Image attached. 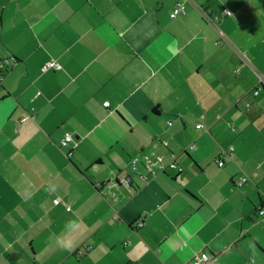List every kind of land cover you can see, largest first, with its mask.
<instances>
[{"label": "crops", "instance_id": "obj_1", "mask_svg": "<svg viewBox=\"0 0 264 264\" xmlns=\"http://www.w3.org/2000/svg\"><path fill=\"white\" fill-rule=\"evenodd\" d=\"M175 4L0 0V264H264V0Z\"/></svg>", "mask_w": 264, "mask_h": 264}, {"label": "built area", "instance_id": "obj_2", "mask_svg": "<svg viewBox=\"0 0 264 264\" xmlns=\"http://www.w3.org/2000/svg\"><path fill=\"white\" fill-rule=\"evenodd\" d=\"M175 1H176L175 7L173 8L172 12L170 13V16H171V17H176V16H178V15H185V14L187 13L186 8H185V4H184V2H185L186 0H175ZM231 15H232V12H231L230 10H228V9H223L220 13L212 14V15H208V21H210L211 23L215 24V23H217L221 18H223V17H227V16H231ZM14 64H15V62H14ZM60 67H61V66H60L57 62H55V61H53V60L47 62L46 65H45V68H46V69H47V68H55V69H58V68H60ZM262 90L264 91V80H263L262 78H260V86H258V87L254 90V95H258V94L260 93V91H262ZM32 117H33V116H32ZM32 117H31V118H32ZM24 120H26V118L21 119V121H24ZM196 127H197V128H202L203 125L198 124V125H196ZM71 144H73V147L76 146L77 143H76L75 136H74L72 133H66L65 137H64L63 140L61 141V146H62V147H68V146H70ZM194 147H195V145H191V148H194ZM230 150H231V151L233 150L232 146H231ZM230 153H231V152H230ZM231 154H232V153H231ZM66 155H67L68 157L71 156V155H72V149L69 150V151H67V152H66ZM138 160H139L138 157H134V158L132 159V166H133L134 169H135V166H136ZM217 164H218L219 166H223L224 162L221 161V160H218V161H217ZM167 167H171V168H173V169L178 168V171H180V172L182 171V168H181V167H177V162L175 161V155H174V154H172V161H171L169 164H160V165L158 166V169L154 168V167L152 166V164H150V165L147 166V170H148L152 175H156V174H158L159 172H164L165 169H166ZM142 177H143L145 180H147V176H146V175H142ZM247 180H248L247 177H243V178H241V180L238 182V185H239V186H242ZM124 181H125L126 183H129V182H130V179H129V178H127V179L125 178ZM58 202H59L58 199L55 200V203H58ZM258 212H259V214H263V213H264V202H263L262 206L259 208ZM142 225H143V222H139V226H142ZM91 247H92V246H88V247H85V248H86L87 250H89V249H91ZM84 253H85V252H84V249H78V250L76 251V255H77L78 257H82V256L84 255ZM210 259H211V258H210V255H209L207 252H205V251H201V252L197 253V254L194 256V258L191 260L190 264H208V263L210 262Z\"/></svg>", "mask_w": 264, "mask_h": 264}, {"label": "clouds", "instance_id": "obj_3", "mask_svg": "<svg viewBox=\"0 0 264 264\" xmlns=\"http://www.w3.org/2000/svg\"><path fill=\"white\" fill-rule=\"evenodd\" d=\"M82 232L79 219H69L64 224V230L60 235L53 234L49 239L64 250H72L76 244V237Z\"/></svg>", "mask_w": 264, "mask_h": 264}, {"label": "rangeland", "instance_id": "obj_4", "mask_svg": "<svg viewBox=\"0 0 264 264\" xmlns=\"http://www.w3.org/2000/svg\"><path fill=\"white\" fill-rule=\"evenodd\" d=\"M260 92L263 93L264 91L262 90ZM257 140L260 144L264 145V133L260 134Z\"/></svg>", "mask_w": 264, "mask_h": 264}, {"label": "trees", "instance_id": "obj_5", "mask_svg": "<svg viewBox=\"0 0 264 264\" xmlns=\"http://www.w3.org/2000/svg\"><path fill=\"white\" fill-rule=\"evenodd\" d=\"M172 154H173V153H172ZM174 155H175V161L177 162V155H176V154H174ZM218 160H219V159H218ZM218 160H216V161H218ZM171 161H172V158H171L170 162H171ZM170 162H169V163H170ZM169 163H168V164H169ZM177 167H181V166H179L178 162H177ZM167 168H168V169H173V168H171V167H167ZM181 168H182V167H181ZM175 169L178 170V168H175ZM182 171H183V169H182ZM182 171H181V172H182Z\"/></svg>", "mask_w": 264, "mask_h": 264}]
</instances>
